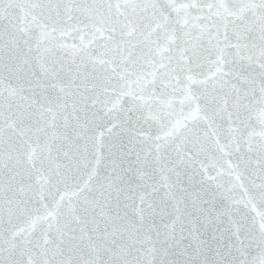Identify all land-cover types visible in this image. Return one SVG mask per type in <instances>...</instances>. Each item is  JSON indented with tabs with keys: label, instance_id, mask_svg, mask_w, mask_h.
I'll list each match as a JSON object with an SVG mask.
<instances>
[{
	"label": "snow or ice",
	"instance_id": "obj_1",
	"mask_svg": "<svg viewBox=\"0 0 264 264\" xmlns=\"http://www.w3.org/2000/svg\"><path fill=\"white\" fill-rule=\"evenodd\" d=\"M0 264H264V0H0Z\"/></svg>",
	"mask_w": 264,
	"mask_h": 264
}]
</instances>
